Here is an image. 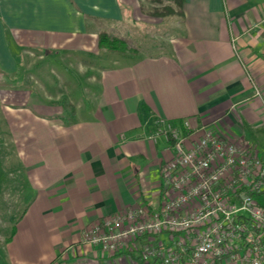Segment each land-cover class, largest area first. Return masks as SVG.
<instances>
[{"label": "crops", "instance_id": "0c3cea01", "mask_svg": "<svg viewBox=\"0 0 264 264\" xmlns=\"http://www.w3.org/2000/svg\"><path fill=\"white\" fill-rule=\"evenodd\" d=\"M145 1L0 0V264H146L144 238L107 252L83 234L128 206L159 208L167 151L149 135L161 118L214 127L264 160V0H183L147 15L180 25L167 50L102 52L98 32L137 24ZM26 51L63 53L78 100L76 83L62 99L28 89L41 63L20 76Z\"/></svg>", "mask_w": 264, "mask_h": 264}, {"label": "built area", "instance_id": "2783aa9c", "mask_svg": "<svg viewBox=\"0 0 264 264\" xmlns=\"http://www.w3.org/2000/svg\"><path fill=\"white\" fill-rule=\"evenodd\" d=\"M149 137L162 138L167 151L159 208L138 204L103 216L84 240L115 252L142 237L138 254L146 264H264V205L257 200L264 160L257 148L189 118H161Z\"/></svg>", "mask_w": 264, "mask_h": 264}, {"label": "rangeland", "instance_id": "374dc122", "mask_svg": "<svg viewBox=\"0 0 264 264\" xmlns=\"http://www.w3.org/2000/svg\"><path fill=\"white\" fill-rule=\"evenodd\" d=\"M163 3H165V1H163ZM141 5L142 4H140L142 13L140 15L141 18H143L137 20V24L126 20L116 24H108L104 27V29L109 33V35H115L118 38H122L124 40V48L127 49V53L132 52L131 50L133 49L137 50L136 55L158 54L162 51L167 50L168 46L165 43L166 40L172 36H175V34L180 29V25H177L175 23L176 19H174L173 17H166L160 20L156 17L147 16L151 14V8H154L152 7V4L147 2V0L144 2L143 6ZM160 9L161 8L158 7V10ZM151 15L153 16V14ZM45 50L46 49H44V53L46 52ZM101 50L102 52H109L103 48H101ZM34 53V51L22 52L21 55L24 57L25 62H19L20 76L22 75L23 65L28 69V74L31 75L30 71L35 67L34 65H37L39 67L38 64L41 63V67L36 68L35 75H32L36 76L37 80L35 81L34 79H31L30 82L25 84L27 85L28 89L33 88L34 90H36V93L39 94L38 96L41 97L44 96L46 92H50L51 96L54 95L60 99L67 96V94L65 93L67 91L66 88L70 87V85L75 86L77 84V79L74 77L79 76L75 73L77 67L70 65V63H68L67 61V58H64L63 53L60 54V56H62V58L64 59L62 63H58L56 58L51 57L50 55L46 57V61L42 62V60L40 61L37 56L34 55ZM14 55H16V57H20V54L18 55V52H14ZM76 56L71 55V58L73 60L79 59L76 60V62L79 63V61H81V57L76 58ZM87 60L91 61L90 59ZM80 82H78V87L75 90L77 92L74 93V96L77 95L75 97L76 100H78L77 98H79L80 91H82V89L84 90L85 88V84L83 85Z\"/></svg>", "mask_w": 264, "mask_h": 264}, {"label": "trees", "instance_id": "16d2710c", "mask_svg": "<svg viewBox=\"0 0 264 264\" xmlns=\"http://www.w3.org/2000/svg\"><path fill=\"white\" fill-rule=\"evenodd\" d=\"M147 0L148 3L152 4V12L154 15H171L174 13H181L183 0ZM158 7L161 8L158 10ZM98 46L104 48L107 51L114 52H126L127 49L124 48L125 42L122 38H118L115 35H109V33L102 29L98 32L97 36ZM134 54H137V50H131ZM257 200L260 204L264 205V193L257 194ZM142 238V237H140Z\"/></svg>", "mask_w": 264, "mask_h": 264}]
</instances>
